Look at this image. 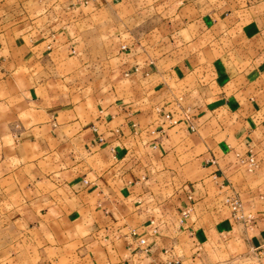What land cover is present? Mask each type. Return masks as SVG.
<instances>
[{
	"label": "crops",
	"instance_id": "crops-1",
	"mask_svg": "<svg viewBox=\"0 0 264 264\" xmlns=\"http://www.w3.org/2000/svg\"><path fill=\"white\" fill-rule=\"evenodd\" d=\"M252 255L264 0H0V264Z\"/></svg>",
	"mask_w": 264,
	"mask_h": 264
},
{
	"label": "built area",
	"instance_id": "built-area-1",
	"mask_svg": "<svg viewBox=\"0 0 264 264\" xmlns=\"http://www.w3.org/2000/svg\"><path fill=\"white\" fill-rule=\"evenodd\" d=\"M121 49H126V46L122 45ZM164 117L170 124H176L177 121H178L175 118H173V116L170 113H168V112H166L164 114ZM243 163H245L247 165V168L249 170H252L254 168V166H255V160H254L253 156H249L247 159H245L243 161ZM225 204L228 205L229 209L233 213V216L234 217H238V214H239L240 208H241L239 199L236 196L227 197V198H225ZM187 213H188V209L185 210L182 213V218L179 220V222L182 223V221L186 217ZM138 243H139V245L142 246V252H147V248L144 246L145 245V240L144 239H140L138 241Z\"/></svg>",
	"mask_w": 264,
	"mask_h": 264
},
{
	"label": "rangeland",
	"instance_id": "rangeland-1",
	"mask_svg": "<svg viewBox=\"0 0 264 264\" xmlns=\"http://www.w3.org/2000/svg\"><path fill=\"white\" fill-rule=\"evenodd\" d=\"M225 264H264V255L262 256H247L245 258H240V259H236L233 260L229 263H225Z\"/></svg>",
	"mask_w": 264,
	"mask_h": 264
}]
</instances>
